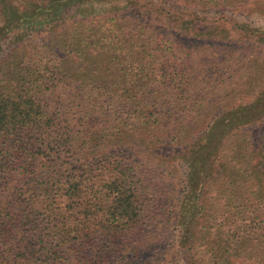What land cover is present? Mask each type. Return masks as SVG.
<instances>
[{
	"label": "trees",
	"instance_id": "16d2710c",
	"mask_svg": "<svg viewBox=\"0 0 264 264\" xmlns=\"http://www.w3.org/2000/svg\"><path fill=\"white\" fill-rule=\"evenodd\" d=\"M250 17L264 0H0V264H264Z\"/></svg>",
	"mask_w": 264,
	"mask_h": 264
},
{
	"label": "rangeland",
	"instance_id": "374dc122",
	"mask_svg": "<svg viewBox=\"0 0 264 264\" xmlns=\"http://www.w3.org/2000/svg\"><path fill=\"white\" fill-rule=\"evenodd\" d=\"M249 22H251L252 24H254V26L264 28V18H261V17H250ZM173 231H175V230H173ZM172 236L169 235V237L166 238L165 242L160 247V249H167V247L171 245V243L175 239Z\"/></svg>",
	"mask_w": 264,
	"mask_h": 264
}]
</instances>
